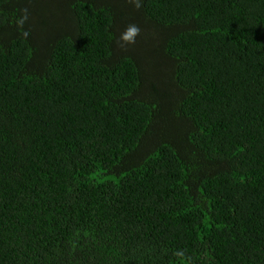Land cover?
Segmentation results:
<instances>
[{"label":"trees","instance_id":"1","mask_svg":"<svg viewBox=\"0 0 264 264\" xmlns=\"http://www.w3.org/2000/svg\"><path fill=\"white\" fill-rule=\"evenodd\" d=\"M0 264H264V0H0Z\"/></svg>","mask_w":264,"mask_h":264},{"label":"clouds","instance_id":"2","mask_svg":"<svg viewBox=\"0 0 264 264\" xmlns=\"http://www.w3.org/2000/svg\"><path fill=\"white\" fill-rule=\"evenodd\" d=\"M137 7H139V4H137ZM139 33H140V28L135 24H130L121 34L120 39L127 43H134V40L132 38L139 35Z\"/></svg>","mask_w":264,"mask_h":264}]
</instances>
